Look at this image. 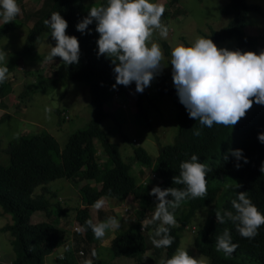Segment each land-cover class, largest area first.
Segmentation results:
<instances>
[{
	"label": "trees",
	"instance_id": "16d2710c",
	"mask_svg": "<svg viewBox=\"0 0 264 264\" xmlns=\"http://www.w3.org/2000/svg\"><path fill=\"white\" fill-rule=\"evenodd\" d=\"M76 1L81 22L88 15V8L83 0H71L74 6ZM176 1L169 0V3ZM64 3L68 4L69 0H56L53 3L54 9H61ZM99 3L106 4V0H100ZM220 9L230 17L219 28L210 29L205 37H209L213 42L234 37L236 47L246 46L257 54L264 50V36L257 41L254 35H246L243 30V26L247 25L246 14L250 10L260 11L259 13L264 15L256 3L248 0H226ZM41 17L43 15H39L32 26L28 27L23 48L18 53L19 57H24L23 53L32 49L31 42L39 33ZM76 25L69 29L68 35L75 36L79 41V63L63 64L64 72L67 80H76L87 86L92 114L84 126L67 135L62 147L57 145L51 134L39 131L13 137L2 149L8 156V163H0V214L5 215L7 219L0 225V231L8 232V242L13 252L9 263L43 264L44 255L67 239L65 231L59 227L45 221H29L33 211L47 210L48 206V199L43 196L42 190L33 193V189L36 185L57 177L70 178L77 175L84 182L78 187L81 204L74 213L75 218L79 219L74 222L76 229L85 226L86 220H92L90 206L101 197H107L115 204H120L127 194L137 198V213L127 217L126 221L120 224L119 230L112 231L102 242L95 244L99 248L106 247L107 258L101 257L97 249L92 248L89 259L93 264H107L118 256L138 258L147 246L146 238L140 229L141 221L144 217L152 216L157 203L155 196L149 195V192L154 186L162 189L183 188V185L173 184L172 178L179 175V164L196 154L199 162L205 163L210 169L206 176L207 196L203 199L185 200L175 210L177 225L170 227L174 242L171 247L164 248V259L174 254L182 232L189 228L192 231L191 246L207 257V264H264V226L258 229L254 238L247 239L239 235L235 225L227 217L224 223L216 221L215 217V210H220L222 215L225 211L234 212L231 201L239 191H247L248 197L264 214V173L260 171L264 165V143L257 138L258 134L264 133V105L253 103L246 116L232 128L216 124L208 128L190 118L186 108L180 103L172 81V70L169 73L159 72L156 74L158 79L155 81L153 96L161 92L174 104L177 126L172 141L157 144L154 160L140 144L130 142L128 146L132 149V155L125 160L117 143L110 141L107 132L100 126V122L108 115L103 103L114 91L119 92L125 86L116 85L113 88L114 65L109 58L97 56L96 41L99 34L95 31V21L84 33L77 31ZM13 28L12 22L3 25L0 20V38ZM184 44L187 45L188 42ZM55 72L51 71L50 75H55ZM41 74H38V80L43 91L45 85L41 82L46 79L41 78ZM11 80L12 75L0 84V97L10 92ZM56 81L57 79L53 80L54 87ZM127 87L139 100L142 93L136 92L135 83ZM136 107L140 109V102L136 103ZM61 111L59 108V119H62ZM114 120L119 123L115 116ZM194 129H200L201 135H194ZM235 149H241L248 161H239V168L234 166L237 161L229 151ZM98 151L103 154L101 158ZM134 160L152 165L151 171H154L156 176L151 182L150 176L144 181L135 177L131 168V161ZM102 167L104 169L101 170ZM235 183L241 187L235 188ZM63 211L61 209L59 213ZM225 229L229 230L232 242L238 244L230 256L216 251L217 237L221 236ZM79 234L85 244L95 239L91 229ZM149 244L151 245V241ZM80 247L83 253L89 249L81 245ZM76 250L77 248L63 246L55 258L56 264H83L85 260L79 261V257L74 255ZM93 250L97 253L95 258L91 255ZM156 253L159 254L157 251Z\"/></svg>",
	"mask_w": 264,
	"mask_h": 264
},
{
	"label": "clouds",
	"instance_id": "9594fccd",
	"mask_svg": "<svg viewBox=\"0 0 264 264\" xmlns=\"http://www.w3.org/2000/svg\"><path fill=\"white\" fill-rule=\"evenodd\" d=\"M99 1L97 4L100 6L90 7L88 15L81 22H79L78 12L74 16L73 24L66 21L59 13L63 9L69 10L74 6L71 0L68 4L64 3L61 9L55 8L57 12H52L50 18L43 21L55 41L54 47L48 45L50 50L44 60L53 62L55 57H59L65 65L78 64L79 41L75 36L68 35L66 30L78 23L76 30L84 33L95 21V31L99 34L96 41L97 56L103 55L109 58L114 65L113 88L116 85L125 86L134 96L135 102H140V109L143 111L142 94L137 100L133 91L127 86L134 82L136 92L142 93L162 69L164 53L161 45L154 39V35L158 34L165 40L168 38L169 29L162 22L166 11L165 5L160 2H151V0H106V4L102 5ZM256 4L260 7L258 3ZM77 5L78 1L75 6ZM20 13L21 8L17 0H0V20L3 25L14 21ZM7 62L6 53L0 51V84L8 79ZM36 64L37 61L31 66ZM170 64L172 81L180 103L186 108L189 117L199 121L202 126L211 128L216 124L232 128L246 116L253 107V103L264 105V50L257 54L252 51L242 52L238 49L218 48L209 37L196 36L187 45L181 42L175 43L171 49ZM166 98L171 102L167 95ZM175 124L177 126L176 120ZM193 134L201 135L200 129H194ZM257 138L264 143V133L258 134ZM229 151L237 161L234 165L236 168L241 166L239 161L248 162L241 149ZM198 158L196 154H192L190 159L179 164V175L172 179L173 184L183 185V188L162 189L154 186L149 192V195L155 196L157 203L152 216L142 219V221L145 220L141 221L140 229L144 230L148 226L152 229L153 224L159 221L151 243L156 248H163L164 255V248L171 247L174 242V237L170 235V227L177 225L175 210L185 200L203 199L207 196L206 176L210 169L205 163L199 162ZM224 158L227 159V156ZM151 166L150 177L154 179L156 174L151 171ZM260 171L264 173V165ZM153 179L150 178L149 182ZM239 187L241 185L235 183V188ZM107 202V197H101L92 207L99 211ZM231 205L234 212L225 211L222 215L220 210H215L216 221L224 223L227 217L235 225L241 237L254 238L258 234V229L264 226V214L248 197L247 191L237 192ZM130 215L132 210L125 218ZM75 219L74 222L79 220ZM73 226L74 233L91 229L95 239L103 240L109 230H119L120 222L115 217L109 216L106 220L96 223L88 219L85 221V226L77 229L75 223ZM78 240L79 235H75L74 239L69 237L68 243L63 241L61 244L77 248L76 252L79 254ZM237 247L238 244L232 242L228 229L217 237L216 251H222L225 256H230ZM91 255L95 258L96 251L93 250ZM83 264H93V261L88 259ZM160 264H207V262L203 257L189 255L186 248H177L170 258H162Z\"/></svg>",
	"mask_w": 264,
	"mask_h": 264
},
{
	"label": "rangeland",
	"instance_id": "374dc122",
	"mask_svg": "<svg viewBox=\"0 0 264 264\" xmlns=\"http://www.w3.org/2000/svg\"><path fill=\"white\" fill-rule=\"evenodd\" d=\"M25 1V0H22ZM56 0H31L28 8L21 6L20 16L18 15L12 23L14 28L0 38V51L6 53L9 68L8 76L12 75L10 81L11 90L9 93L0 97V163L6 165L8 156L2 150L9 139L20 134H31L39 131H46L51 134L59 147H62L67 135L73 130L82 127L92 114L89 105V92L87 86L76 80H67L64 72V65L59 57H55L53 62H45L44 56L50 50L48 45L55 46V41L50 35V30L44 25L43 21L50 18L54 9L53 3ZM98 0H83L85 6L90 9L92 6H100ZM226 0H177L175 3H169V0H151V2H160L165 5L166 11L162 17V22L168 27V38L161 39L158 34L154 39L161 45L164 53L162 60V69L165 73L172 69L170 64L171 49L176 42L185 43L194 40L196 36H203L210 29H217L223 25L230 17L220 9ZM260 5L264 12V2L262 0H248ZM79 7L72 6L71 9H63L60 15L67 21L74 23V16L78 13ZM28 12L23 18L22 14ZM260 11L250 10L246 14V24L243 30L246 35L260 41L264 36V15ZM39 15L42 24L39 33L31 42L32 49L23 53L24 57H19L18 53L22 50L26 38L27 22L32 26L34 20ZM21 18V21H20ZM67 28V34L69 29ZM218 48L228 50L252 51L246 46L236 47L234 37L214 42ZM167 46V47H166ZM253 52V51H252ZM35 66H31L34 63ZM56 71L55 75H50L51 71ZM46 79L41 84L45 85V90L39 86V76ZM57 79L55 87L53 80ZM158 76L155 75L150 86L142 92L140 111L136 107L135 98L126 88L119 92H114L109 100L103 103V107L108 111V115L100 122V126L107 132L110 141L116 142L122 157L126 160L132 155V149L129 143L140 144L154 160L157 144L170 143L176 127L175 112L173 104L167 100L165 94L154 95L155 81ZM59 108L62 119L58 118ZM58 109V110H57ZM47 110V111H46ZM114 116L118 118L116 123ZM130 138V139H129ZM134 138V139H132ZM95 146L98 144L95 142ZM100 158L103 156L101 151L97 152ZM107 163L105 161L104 167ZM104 167L101 168L104 169ZM132 172L138 180H143L150 176V166L137 160L131 161ZM153 179V177H150ZM84 180L77 176L65 178L57 177L36 185L33 193L40 192L48 199L47 210H35L29 216V221H45L53 226L65 231L69 242V237L74 239L79 235V261L88 260L92 248H96L101 257L107 258L108 251L106 247H100L98 242H102L111 232L109 230L103 240L94 239L93 242L85 244L81 234L72 232L75 219V211L81 204L78 187ZM75 183V185H74ZM108 200L104 208L99 211L90 206V214L94 223L104 221L109 216L115 217L120 224L126 221V215L132 210V215L137 213V198L127 194L122 198L120 204H115ZM63 209L62 213L59 210ZM202 213V212H201ZM199 215V213H196ZM7 217L0 214V225L6 221ZM149 219V218H146ZM76 220V219H75ZM145 220V219H144ZM143 220V221H144ZM142 221V222H143ZM159 226V221L152 226L142 230L147 246L138 258H129L118 256L112 260V264H160L164 259L162 248H156L152 243L149 244L155 228ZM121 227V226H120ZM149 229V230H148ZM191 230L184 229L179 239L178 248H186L189 255L193 257H207L200 252L195 251L191 246ZM81 246L89 247L88 251L83 253ZM63 248V245L54 247L43 257L44 264H56L55 257ZM99 248V249H98ZM85 251V250H84ZM156 251L159 253L157 255ZM12 249L8 242V232L0 231V264H8L12 258ZM138 260V262L136 261ZM111 260L107 262L110 263Z\"/></svg>",
	"mask_w": 264,
	"mask_h": 264
},
{
	"label": "crops",
	"instance_id": "0c3cea01",
	"mask_svg": "<svg viewBox=\"0 0 264 264\" xmlns=\"http://www.w3.org/2000/svg\"><path fill=\"white\" fill-rule=\"evenodd\" d=\"M30 1L31 0H25V1H22V0H17V3L19 4L20 8L21 6H23L24 8H28L29 5H30ZM28 12H24L22 14V17L24 18L26 15H27ZM20 16V15H19ZM20 21H21V18H20ZM23 24H26L27 25V28L30 26L27 22H23ZM1 103V101H0Z\"/></svg>",
	"mask_w": 264,
	"mask_h": 264
}]
</instances>
